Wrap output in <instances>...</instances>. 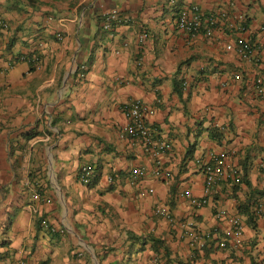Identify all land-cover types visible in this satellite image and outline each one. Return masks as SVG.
Here are the masks:
<instances>
[{"label":"crops","instance_id":"1","mask_svg":"<svg viewBox=\"0 0 264 264\" xmlns=\"http://www.w3.org/2000/svg\"><path fill=\"white\" fill-rule=\"evenodd\" d=\"M192 4L218 18L213 36L179 28ZM240 34L254 57L227 49ZM263 71L264 0H0V264H264V208L248 222L264 201ZM134 99L171 144L160 175L121 136ZM222 151L240 181L207 195L203 166Z\"/></svg>","mask_w":264,"mask_h":264},{"label":"built area","instance_id":"2","mask_svg":"<svg viewBox=\"0 0 264 264\" xmlns=\"http://www.w3.org/2000/svg\"><path fill=\"white\" fill-rule=\"evenodd\" d=\"M123 20L124 17L122 13H120L118 9H113L105 14L103 27L112 31L116 28L117 23ZM217 20L218 18L215 15H205L198 4H192L180 11L177 23L181 30L188 31L189 33L196 34L203 31L207 36H213ZM239 28L243 31L245 26L242 24ZM147 38L148 33L142 30L138 35V42L144 43ZM227 49L235 50L243 58H252L256 54L255 46L243 34L238 35L235 42L227 44ZM29 60L36 62V64L39 62L36 57L30 58ZM138 62L141 63L142 59ZM82 68H85V66L82 65ZM256 82L258 90L261 93L264 92V71L256 78ZM188 84L189 82L187 80L184 81V88H187ZM125 110L128 115V123L124 127L121 136H130L143 141L145 149L153 155L156 161L157 168L155 173L158 175L162 174L161 155L171 149V144L163 138L156 136L153 131L148 120L150 106L142 100L134 99L125 105ZM227 159L226 152L222 151L213 155L212 161L204 164L203 172L205 175V192L207 195L212 191L213 187L224 178L232 177L236 182L240 181L238 167H229ZM92 171L93 169L90 165L84 164L81 166L80 179L83 183L90 182ZM144 173L145 169L142 168L135 176L143 175ZM190 199L192 204L198 207L203 206L207 202V196L193 197L190 195ZM263 208L264 201L255 204L256 212H260ZM159 212L173 219L166 208H160ZM218 215L221 216V214ZM232 225L234 242L236 245H240L243 243V232L245 227V221L241 214L236 213L232 216ZM194 241V243L200 247H204L206 244L203 236H196ZM23 263L24 262L21 261V264Z\"/></svg>","mask_w":264,"mask_h":264},{"label":"trees","instance_id":"3","mask_svg":"<svg viewBox=\"0 0 264 264\" xmlns=\"http://www.w3.org/2000/svg\"><path fill=\"white\" fill-rule=\"evenodd\" d=\"M239 206L241 207V205L239 204ZM243 208L241 207V210ZM257 214L256 209H253L249 214H248V222L252 225L255 226V215ZM162 241H160V239H156L154 242L155 245V249H157V246L159 243H161Z\"/></svg>","mask_w":264,"mask_h":264}]
</instances>
